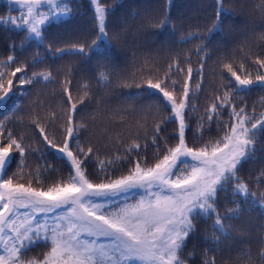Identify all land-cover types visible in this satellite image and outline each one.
I'll return each mask as SVG.
<instances>
[{"label":"snow or ice","instance_id":"snow-or-ice-1","mask_svg":"<svg viewBox=\"0 0 264 264\" xmlns=\"http://www.w3.org/2000/svg\"><path fill=\"white\" fill-rule=\"evenodd\" d=\"M9 2L25 11L17 17L9 15L0 18V23L26 29V39L34 36L41 42L45 24L58 15L71 14L70 6L62 5L59 0ZM45 3L49 5V11H38ZM91 3L95 5L96 32L91 44L56 48L55 53L89 55L102 53L104 49L101 45H109L108 10L102 0H91ZM217 4L215 21L207 29L209 33L220 30L221 14L226 11L223 0H217ZM170 20V15L165 13L157 26L164 28L170 24ZM188 38L204 39L195 33H190ZM205 51V46L200 45L196 54ZM14 61L15 58L9 56L4 63ZM187 61L186 57V69L181 67L179 61H173L162 77L149 78L135 85L140 89L138 95L157 96L158 105L171 113L155 124L152 132L154 145L160 139L163 124L169 121L178 124L176 143L169 147L165 140L164 152L158 151L155 154L151 166L136 161L126 172L115 175L131 152L140 149L141 145H130L123 157L99 159L93 147L80 143L79 133L86 126L74 122L73 114L77 111V104L71 103L72 97L69 94L60 144L49 139L47 125L42 126L33 121L36 134L41 137L40 142L46 148L58 151L61 158L69 163V175L46 188L34 187L31 179L27 184L19 183L16 180L24 179L25 160L33 149L25 145L24 137H17L0 122V264H188V258L194 252L185 257L184 249L188 239L196 232L194 221L198 216L207 219L214 217L211 242L215 245L221 237L234 238L226 222L239 219L241 203H250L264 209V193L257 200V194L251 192L248 184L239 176L243 163L256 150L257 134H264V112L257 115L253 107L249 113L247 105L236 103L240 94L251 91L253 86L264 89V59L257 56L252 61L256 66L254 78L251 73L243 77L238 75L232 63L223 64V69L230 75L225 76L221 72L224 81L218 88L221 94L215 96L201 118L206 119L208 131L213 124L216 125L217 135L204 140V124L198 122L200 143L192 146H189L185 137L188 128L186 114L189 110H195L191 103L193 89L190 86L193 68ZM25 67H16L10 74L0 72V92L4 93L0 96V105L6 104L12 96V78L20 86L34 85L39 79L53 80L50 71L33 73L28 77ZM240 68L243 69V65ZM202 71L201 63L196 74L202 75ZM17 73L22 75L17 76ZM174 75H182V82L174 79ZM5 76H10L7 88L4 84ZM100 80L109 82L103 72ZM201 90V82H195V91ZM79 103L83 104V100ZM224 114H227L228 120L223 119ZM13 152L19 154L20 161L17 164L18 171L9 175L8 170L14 160ZM93 161V167L97 169L95 179L88 171L89 163ZM128 162L131 163L130 160ZM39 171L37 169L35 177L37 184L41 183ZM229 188L231 203L235 206L226 208L225 213L221 214L218 211L219 196L221 192H228ZM135 190H142L143 195L134 203L125 200L114 204ZM21 209L25 211L21 213ZM60 209H64L63 213L54 215L51 223L47 220L43 223L38 221L40 215L55 214ZM41 241L49 251L43 254L42 259L28 258L27 252ZM214 250L212 247L201 252L200 255L204 257L201 264H215V257L208 256V252ZM260 254L264 258V249Z\"/></svg>","mask_w":264,"mask_h":264},{"label":"trees","instance_id":"trees-1","mask_svg":"<svg viewBox=\"0 0 264 264\" xmlns=\"http://www.w3.org/2000/svg\"><path fill=\"white\" fill-rule=\"evenodd\" d=\"M71 8L70 15H58L43 26V41L27 38L26 29L16 28L8 23H0V72L11 73L16 67H25V73L50 71L52 81L39 79L34 85L20 86L15 78L10 100L0 105V122L12 130L17 137H24L26 146L33 151L27 155L23 168L24 179L16 182L27 184L33 181L34 187L47 186L66 179L70 165L61 158L55 149L45 147L41 137L36 134L33 121L42 126L47 125L49 139L60 144L63 139L64 125L68 104H77L73 120L86 127L79 133L80 143L93 147L99 159L105 160L117 156L123 157L129 146L138 143L140 149L134 150L114 173L119 175L132 167L136 161L151 166L155 154L165 150V140L170 147L176 143L178 124L169 121L163 124L157 145L152 143V132L162 117L171 113L162 109L158 97L147 94L138 95L140 89L135 85L146 79H155L168 71L173 61H179L182 68L190 63L193 68V89L191 101L195 110L186 114L188 128L185 137L189 146L199 144L198 122L204 124V140L215 138L216 125L208 124L204 117L206 109L214 101L219 85L223 83L221 72L224 63H232L233 69L242 77L251 73L256 75V66L252 63L257 56L264 59V0H223L226 9L221 14L220 30L209 33L215 21L217 0H102L108 10L107 32L109 45L102 53L80 55L74 53L57 54L56 48H71L80 43L91 44L95 38L94 7L91 0H59ZM19 7L8 0H0V18L9 15L17 17L22 14ZM170 15V24L164 28L157 26L164 14ZM190 33L198 34L204 39L188 38ZM188 38V39H185ZM203 45L205 52L196 54L198 46ZM9 56L14 62L5 64ZM42 62H38L41 61ZM203 64L202 75L196 74ZM243 65V69L240 68ZM105 73L108 83L100 80ZM22 73H17V76ZM5 76L4 84L7 88ZM174 79L183 80L182 75ZM68 81L70 83H65ZM195 82H201L202 90L195 91ZM127 84L129 86L125 87ZM68 91L65 92L64 89ZM4 93L0 92V96ZM83 100V104L79 103ZM236 103L247 105L249 113L253 107L256 114L264 112V89L255 87L249 92L241 93ZM54 115V119H53ZM228 120L227 114L223 116ZM14 160L8 174L17 172L19 154L13 152ZM131 161L129 163L128 161ZM89 163L88 171L95 179L97 169ZM39 169L41 183L35 182ZM239 176L244 180L256 199L264 193V134H257L256 150L252 157L243 163ZM231 188L221 192L218 211L225 213L231 203ZM239 199V198H236ZM239 219L226 222V227L233 239L221 237L218 244L211 242L213 219L198 216L194 221L196 232L184 249L188 264H201L203 250L214 247L208 256L215 257V264H264L261 250L264 249V209L250 203H241ZM207 237V240H206ZM49 248L41 241L27 252L28 258L42 259Z\"/></svg>","mask_w":264,"mask_h":264},{"label":"rangeland","instance_id":"rangeland-1","mask_svg":"<svg viewBox=\"0 0 264 264\" xmlns=\"http://www.w3.org/2000/svg\"><path fill=\"white\" fill-rule=\"evenodd\" d=\"M8 1H9V0H8ZM12 4H13L14 6H16V7H19V6H18L17 4H15V3H12ZM93 7H94V9H95V5H94V4H93ZM19 8H20V7H19ZM20 9H21V8H20ZM21 10H22V9H21ZM22 11H25V10H22ZM38 11H40V12H47V11H49V5H47L46 3H45V4H42V5L40 6V8L38 9ZM32 38L36 39L34 36H32ZM36 40H39V39H36ZM57 153L60 154L58 151H57ZM60 155H61V154H60ZM141 195H143V191H142V190H135V191L129 193L128 196H127V198H125V197H121L120 200L115 201L114 204H118V203H120L121 201H125V200H126L127 203H134L136 200L139 199V197H140ZM24 211H25L24 209H21V210H20L21 213H23ZM63 211H64V209H60V210H58L55 214H49V215H47V216H45V215H40V216L38 217V221L41 222V223H43L45 220H47L49 223H51V221H52V219H53V216H54V215H55V216H58V215L62 214Z\"/></svg>","mask_w":264,"mask_h":264}]
</instances>
